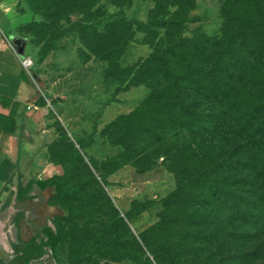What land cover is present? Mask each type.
Masks as SVG:
<instances>
[{
  "label": "trees",
  "instance_id": "16d2710c",
  "mask_svg": "<svg viewBox=\"0 0 264 264\" xmlns=\"http://www.w3.org/2000/svg\"><path fill=\"white\" fill-rule=\"evenodd\" d=\"M26 1L33 10L47 15L51 0ZM52 2L60 13L73 7L88 17L87 28L112 30L125 24L146 33L163 28L165 34L152 58L130 80L142 77L151 94L134 112L119 117L102 132L123 150L102 162L90 160L101 171L103 185L96 175L85 177L77 172L80 164L87 165L80 149L85 148L83 144L78 147L67 133L60 132L50 145V157L62 165L64 173L40 186L55 188L51 203L59 204L66 214L56 216L53 227L43 229V240L38 235L13 244L20 254L17 261L31 264L49 249L59 264L65 242L71 264L95 253L134 258L121 250L114 236L97 232L91 220L113 205L104 187L109 186L107 176L128 164L140 172L167 165L178 183L170 214L181 212L188 202L203 203L210 191L228 209L236 208L244 222L264 231V0H222L219 38L203 31L191 37L182 35L186 23L198 20L189 16L195 0H158L147 21L125 16L101 18L95 9L98 0H68L62 8L61 0ZM173 6L178 8L171 12ZM44 25L34 21L30 27ZM56 41L53 36L41 46L38 62L44 61ZM125 50L126 46H114L101 57L114 63ZM33 66L31 73L35 72ZM35 101L45 105L41 91ZM90 187H98L97 192L89 191ZM212 216L203 220L213 222ZM81 218L87 219L82 226L77 222ZM142 239L147 243V237Z\"/></svg>",
  "mask_w": 264,
  "mask_h": 264
},
{
  "label": "rangeland",
  "instance_id": "374dc122",
  "mask_svg": "<svg viewBox=\"0 0 264 264\" xmlns=\"http://www.w3.org/2000/svg\"><path fill=\"white\" fill-rule=\"evenodd\" d=\"M52 1L47 15L33 10L26 0H0V4L12 15L14 31L10 33L20 43L14 42L16 52L35 62L32 73L37 75L35 83L45 96L55 129L67 133L78 147V143L85 146L80 149L87 165L80 164L77 172L85 177L94 174L102 184L101 171L90 160L102 162L123 150L122 146H113L102 132L119 117L134 112L151 94L142 77L130 80L152 58L165 29L146 33L125 24L112 30L87 28L88 17L73 7L60 13ZM67 1L61 0L60 8ZM157 1L98 0L95 9L105 19L125 16L147 21ZM221 6L222 0H195L189 16L198 20L186 23L182 35L191 37L203 31L219 38ZM177 8L169 9L174 12ZM3 19L0 11L2 26ZM34 21L45 22L44 28L30 27ZM53 36L57 41L51 52L38 62L41 46ZM121 45L126 50L118 61L113 63L108 57H101ZM107 179L109 186L104 187L113 205L106 213L93 215L92 225L97 232L114 236L121 250L134 258L115 259L95 253L78 264H264V231L244 222L236 208L228 209L225 201L212 192L203 203L188 202L181 212L170 214L175 208L178 183L166 164L146 172L128 164ZM97 188L90 187L89 191L97 192ZM57 212L60 216L66 214L62 207ZM206 215H213V222H205ZM86 221L81 218L77 222L82 226ZM143 237H147V243ZM30 239L17 226L0 225V264H20L17 261L20 254H16L13 244ZM68 247L65 242L59 264H71ZM32 263L57 264L49 249L44 257L39 261L33 259Z\"/></svg>",
  "mask_w": 264,
  "mask_h": 264
},
{
  "label": "crops",
  "instance_id": "0c3cea01",
  "mask_svg": "<svg viewBox=\"0 0 264 264\" xmlns=\"http://www.w3.org/2000/svg\"><path fill=\"white\" fill-rule=\"evenodd\" d=\"M4 6L0 4L4 16L0 24V225L17 226L30 238H44L43 229L53 227L61 208L51 203L55 188L40 186L64 173L49 151L58 132L49 108L35 101L41 90L15 50L14 42L20 43L10 33L12 15Z\"/></svg>",
  "mask_w": 264,
  "mask_h": 264
},
{
  "label": "built area",
  "instance_id": "2783aa9c",
  "mask_svg": "<svg viewBox=\"0 0 264 264\" xmlns=\"http://www.w3.org/2000/svg\"><path fill=\"white\" fill-rule=\"evenodd\" d=\"M22 63H23V65L26 68H30L31 66H33L34 61L32 59H30V58L27 57V58L22 59Z\"/></svg>",
  "mask_w": 264,
  "mask_h": 264
},
{
  "label": "water",
  "instance_id": "95a60500",
  "mask_svg": "<svg viewBox=\"0 0 264 264\" xmlns=\"http://www.w3.org/2000/svg\"><path fill=\"white\" fill-rule=\"evenodd\" d=\"M34 77H37V75L35 74Z\"/></svg>",
  "mask_w": 264,
  "mask_h": 264
}]
</instances>
